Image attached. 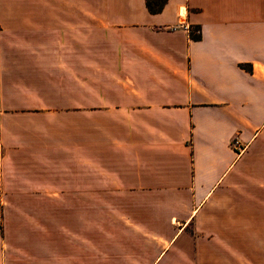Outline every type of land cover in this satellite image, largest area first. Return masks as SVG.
Returning a JSON list of instances; mask_svg holds the SVG:
<instances>
[{
    "label": "crops",
    "instance_id": "1",
    "mask_svg": "<svg viewBox=\"0 0 264 264\" xmlns=\"http://www.w3.org/2000/svg\"><path fill=\"white\" fill-rule=\"evenodd\" d=\"M0 264H264V0H0Z\"/></svg>",
    "mask_w": 264,
    "mask_h": 264
},
{
    "label": "trees",
    "instance_id": "2",
    "mask_svg": "<svg viewBox=\"0 0 264 264\" xmlns=\"http://www.w3.org/2000/svg\"><path fill=\"white\" fill-rule=\"evenodd\" d=\"M166 0H145L146 9L150 14H156L161 11L164 6ZM191 39L197 40L198 36L191 35Z\"/></svg>",
    "mask_w": 264,
    "mask_h": 264
},
{
    "label": "built area",
    "instance_id": "3",
    "mask_svg": "<svg viewBox=\"0 0 264 264\" xmlns=\"http://www.w3.org/2000/svg\"><path fill=\"white\" fill-rule=\"evenodd\" d=\"M231 146L233 148L234 151H236L237 153H240L242 151V147L240 146L239 142L237 139L233 140L231 142Z\"/></svg>",
    "mask_w": 264,
    "mask_h": 264
},
{
    "label": "rangeland",
    "instance_id": "4",
    "mask_svg": "<svg viewBox=\"0 0 264 264\" xmlns=\"http://www.w3.org/2000/svg\"><path fill=\"white\" fill-rule=\"evenodd\" d=\"M23 218H24V216H23Z\"/></svg>",
    "mask_w": 264,
    "mask_h": 264
}]
</instances>
